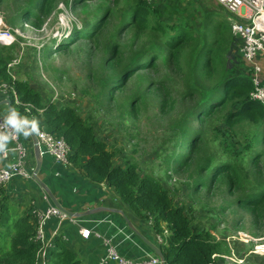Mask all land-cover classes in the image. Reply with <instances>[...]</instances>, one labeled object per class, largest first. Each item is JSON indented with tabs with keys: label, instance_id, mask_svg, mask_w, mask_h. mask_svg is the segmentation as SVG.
I'll list each match as a JSON object with an SVG mask.
<instances>
[{
	"label": "trees",
	"instance_id": "obj_1",
	"mask_svg": "<svg viewBox=\"0 0 264 264\" xmlns=\"http://www.w3.org/2000/svg\"><path fill=\"white\" fill-rule=\"evenodd\" d=\"M81 1V4L87 2L75 0L74 8ZM121 1L114 0L113 4L118 5ZM132 1L134 4L131 3L118 17L117 33L107 31L115 8L107 5L102 10L99 4L100 13L91 24L83 29L74 25V33L69 36L75 39L88 37L98 41L106 40L102 46L107 54L100 64L99 74L94 75L93 65L89 74L92 81L102 87L93 98L98 103L111 101L112 92L124 89L137 70L147 64L151 68L173 64L177 70H187L190 75L193 73L201 76V79H195L198 85H187L185 99L192 106L171 126L172 136L165 139L168 143L165 151H171L166 155L168 168L171 165L172 174L187 185L190 199L193 200V194L201 190H207L208 193L219 190L224 197L233 195L238 208L244 207L254 214L253 223H264V148L260 145L264 141V105L251 98L254 85L249 75L229 71L220 55L222 47L229 46L232 42L229 22L219 21L216 25V22H210L214 27L211 36L204 35L202 38L184 25H170L153 19L155 17H152V11L157 13L160 3ZM22 2L24 6L19 9L17 16L6 20L9 25L17 27L19 21L23 18L28 20V16L38 25L43 22V15L49 14L53 6L51 1L45 5L44 0ZM127 31H132L135 35L129 47L118 41V36ZM147 34L153 38V42L139 44L140 38ZM110 37L113 42L107 49ZM67 40L69 39L61 42L62 49L69 46ZM18 43L0 44V84H12L22 102L17 105L12 98L13 109L23 118L35 119L37 125L47 132L64 137L71 147V164L84 171L92 182L107 183L136 216L146 221L152 216L156 232H163V224H166L170 235L167 243L160 247L168 263L224 262L223 257L213 255L229 254L231 251L227 241L217 239L212 231L200 224L194 225L186 205H175L171 196L172 189L164 186L162 177L155 173H142L138 164L129 159L124 164H116L114 158L117 152L96 136L93 126L83 119L72 103L66 104L65 101L69 100L66 97L65 101L46 100L38 86L18 77L13 80L8 71V63L17 55L14 48ZM189 53L192 60H189ZM107 68L111 71L107 72ZM209 79L211 87L202 86V82L207 83L206 80ZM164 81L160 77L148 87L142 85L138 91L132 92L128 101V113L135 112L138 104L148 97L147 88L161 85ZM161 104L163 105V99ZM218 117L229 128L242 124L251 126L249 135L242 133L240 154H247V165L240 159L242 157H231L222 162L214 150L202 154L208 142L206 131ZM208 145L210 146L209 143ZM172 174L166 173L165 178L171 179ZM0 230H5L8 235V244L5 248H0V264H36L40 246L34 241L35 216L30 209L21 213L16 201L4 192L0 193ZM61 239L58 237L56 240L60 252H55V262L80 264L68 243ZM150 240L154 242L155 237Z\"/></svg>",
	"mask_w": 264,
	"mask_h": 264
},
{
	"label": "rangeland",
	"instance_id": "obj_2",
	"mask_svg": "<svg viewBox=\"0 0 264 264\" xmlns=\"http://www.w3.org/2000/svg\"><path fill=\"white\" fill-rule=\"evenodd\" d=\"M50 1L53 5L52 10L49 14L43 15L42 23L36 25L32 22L33 18L28 16V20L21 19L16 27L9 25L6 20L17 16L19 9L24 6L22 0H0V15L6 26V29H0L2 30L0 33H6L3 30H9L14 35L16 33L14 43L19 42L14 52L17 54L15 58L20 59V62L14 68L13 74L38 86L47 99L53 101H65V97L69 99L65 101L66 104L72 103L83 119L93 126L96 136L106 141L109 148L117 152L114 158L116 164H124L125 160L129 159L138 164L142 173H155L156 176L162 177L164 186L172 189L171 196L175 205H186L194 225L200 224L206 230L212 231L217 239L225 241L241 231L242 239L240 237L231 239L230 244L227 241L230 251H234L236 257L243 259L240 264H264V256L254 252L255 245L264 244V223H253L254 214L244 207L238 208L233 195L224 197L219 190L210 193L201 190L193 194V200L190 199L187 185L172 174L171 165L168 168L166 163V155L171 151H165L168 144L165 139L172 136L171 126L192 106V103L185 99L187 85H198L195 79H201V76L193 73L190 75L187 70H177L173 64L164 67L160 65L158 68H151L150 64H147L146 67L137 70L124 89L112 92L111 101L98 103L93 96L98 94L102 87L95 84L89 74L92 65L94 75L99 74L100 64L107 54L102 46L106 40L98 41L88 37L75 39L69 36L74 33V25L83 29L91 24L100 13L99 4L102 10L107 5H113L115 8L114 17L110 19L107 31L117 33L118 17L134 3L132 0H122L118 5H114V0H87L86 4H81V1L77 8H74L75 0H44L45 5ZM157 3H161V6L157 13L152 11V17H155L153 19L170 25H184L202 38L204 35L211 36L214 27L210 22H216V25L219 21H228L232 42L229 46L222 47L220 55L229 71L248 73V66L240 56L241 42L232 29L236 15L217 0H190L182 9L173 7L171 9L163 0H158ZM102 20L103 18L100 22ZM134 36L132 31L123 32L120 37L118 36V41L129 47L134 41ZM103 38L105 39V36ZM65 39H69L67 40L69 46L62 49L61 42ZM112 42L113 39L110 37L107 49ZM151 42L153 38L148 34L139 40V44ZM189 54V60H192L193 57L191 53ZM106 71L110 72L111 69L107 68ZM160 77L165 80L163 84L147 88L148 97L138 104L135 112L129 114L128 101L132 92L138 91L142 85L148 87L152 81H158ZM210 81L211 79L206 80L207 83L202 82V86L207 85L210 88ZM55 95L58 98H55ZM3 112H6L4 108L0 111V117ZM221 119L218 117L208 127L207 147L202 154L214 150L222 162L230 160L231 157H242L240 159L247 165V154H240L242 133L249 135L251 126L242 124L236 128H229L223 125ZM260 145L264 148V141ZM166 173L172 174L171 179L165 178ZM28 180L39 184L35 178ZM4 188L0 193L5 190ZM16 198L21 213H24L28 209L25 205L28 197ZM7 244V232L0 230V248H5Z\"/></svg>",
	"mask_w": 264,
	"mask_h": 264
},
{
	"label": "built area",
	"instance_id": "obj_3",
	"mask_svg": "<svg viewBox=\"0 0 264 264\" xmlns=\"http://www.w3.org/2000/svg\"><path fill=\"white\" fill-rule=\"evenodd\" d=\"M147 3H156L158 0H145ZM229 12L235 14L237 17L233 21L232 29L236 37L241 42L240 55L248 66L249 77L252 80L254 89L251 92V98L259 101L264 105V68L260 58L264 57V0H217ZM0 29H6L4 21L0 15ZM2 31V30H1ZM5 31V30H3ZM10 39L0 40L2 45H10L15 42V33L5 31ZM13 42V43H11ZM20 59L14 58L8 63V71L11 73L13 80L17 77L14 73V68L19 64ZM0 92L8 99H14L17 105L22 102L18 98L15 87L9 82H2L0 84ZM55 98L58 96L55 95ZM3 131V129H0ZM34 133L36 134L41 153H46L52 156L55 161L62 165H72L69 159L71 154V147L64 137H58L52 133L47 132L39 125L36 126ZM14 153L15 158L9 164L4 165L0 163V190L6 185L12 183L16 179L28 180L34 178V171L30 164V149L23 141L22 135H13L9 140L7 146L0 150V158L3 161L9 160L11 153ZM32 213L36 219V233L34 241L39 244L37 252L36 264H49L50 263V250L55 249L56 240L59 229L64 221H76L75 218L69 216L60 210L55 204L46 209L33 207ZM56 219L58 226L47 237L44 229L46 223L50 219ZM148 223L153 229V218H148ZM156 245H165L170 235V230L163 224V232L158 233L154 229ZM79 234L83 238H90L94 235L101 238V244L104 247V252L99 258V264H161V258L153 251V253L145 255L142 259H134L126 257L118 251L116 245L113 243L112 238L108 236H101L98 233L87 227L82 226L79 229ZM62 237V236H61ZM240 237L242 239V232L238 231L236 236L228 237L226 241L230 244L231 239ZM66 239V237H63ZM161 248V247H160ZM255 253L264 256V244H257L254 246ZM223 257L224 262L218 264H240L243 259L236 257L234 251L229 254H214L213 257ZM167 264L168 263L167 261Z\"/></svg>",
	"mask_w": 264,
	"mask_h": 264
},
{
	"label": "crops",
	"instance_id": "obj_4",
	"mask_svg": "<svg viewBox=\"0 0 264 264\" xmlns=\"http://www.w3.org/2000/svg\"><path fill=\"white\" fill-rule=\"evenodd\" d=\"M164 1L170 5L171 9L172 7L174 9H182L187 6V2L190 0ZM260 61L264 68V57L260 58ZM39 91H41L40 88ZM7 99L0 92V111L3 108L6 111L3 112L1 117L9 111L8 104L3 102ZM22 138L30 149V164H32L34 171L37 166L38 157L33 139L30 133L27 136L22 135ZM14 158L15 155L12 152L9 160L3 161L0 158V163L7 165ZM40 161L41 167L38 176L66 209L81 214L90 210L94 211L90 215L76 217V221H64L57 236H62L61 240L68 243L80 264H99V258L104 252L101 238L92 235L86 239L79 234V229L82 226L91 228L95 234L98 233L101 236L111 237L120 254L126 257L142 259L145 255L153 253L150 247L129 229L121 211L130 218L133 225L146 237L154 239V231L150 227L148 220L146 221L136 216L127 204L121 202L120 197L112 187L105 182H92L87 178L84 171L73 165L59 164L52 156L46 153H41ZM4 189L3 192L9 195L10 199L15 198V200L12 199L13 201H17L16 196H20L21 199L28 197L25 205L30 210H33V207L46 209L54 205L53 200L45 189L40 184L34 183L31 180L22 181L21 179H16ZM57 226L58 221L56 219L52 218L48 220L44 227L46 236L49 237ZM63 237H66V239H63ZM55 252H60L58 247L50 250L51 258L49 264H57L55 262Z\"/></svg>",
	"mask_w": 264,
	"mask_h": 264
},
{
	"label": "water",
	"instance_id": "obj_5",
	"mask_svg": "<svg viewBox=\"0 0 264 264\" xmlns=\"http://www.w3.org/2000/svg\"><path fill=\"white\" fill-rule=\"evenodd\" d=\"M4 103L8 104L9 109H13L12 107V101L7 99L5 101H3ZM20 116V115H19ZM21 117V116H20ZM30 135L33 139V143H34V147L36 149L37 152V166L34 170V178L37 180V182L45 189V191L48 193V195L50 196V198L53 200L54 204L63 212H65L66 214H68L69 216L76 218V217H80L81 215H90L92 213H94L93 210L90 211H86L81 213H77L76 211H70L68 209H66L56 198V196L54 195V193L49 189V187L42 181V179L38 176V172L40 170L41 167V161H40V157H41V151H40V147H39V141L38 138L36 136V134L34 133V131L30 132ZM121 214L124 217V220L126 221L129 229L135 233L148 247H150V249L152 251H154L160 258L162 263L161 264H167V260H166V256L163 252V250L156 245V243H154L152 240H150L148 237H146L138 228H136L133 223L131 222L130 218L121 211Z\"/></svg>",
	"mask_w": 264,
	"mask_h": 264
},
{
	"label": "clouds",
	"instance_id": "obj_6",
	"mask_svg": "<svg viewBox=\"0 0 264 264\" xmlns=\"http://www.w3.org/2000/svg\"><path fill=\"white\" fill-rule=\"evenodd\" d=\"M36 126L37 121L35 119L28 120L20 117L15 109H9L6 115L0 117V129H3V131H0V150L7 146L13 135L27 136L35 130Z\"/></svg>",
	"mask_w": 264,
	"mask_h": 264
},
{
	"label": "bare ground",
	"instance_id": "obj_7",
	"mask_svg": "<svg viewBox=\"0 0 264 264\" xmlns=\"http://www.w3.org/2000/svg\"><path fill=\"white\" fill-rule=\"evenodd\" d=\"M0 24H1V21H0ZM0 32H2V31H0ZM8 39H10V37L7 33H0V40H8Z\"/></svg>",
	"mask_w": 264,
	"mask_h": 264
}]
</instances>
